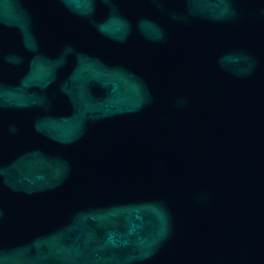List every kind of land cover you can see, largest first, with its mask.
<instances>
[{
	"label": "water",
	"instance_id": "1",
	"mask_svg": "<svg viewBox=\"0 0 264 264\" xmlns=\"http://www.w3.org/2000/svg\"><path fill=\"white\" fill-rule=\"evenodd\" d=\"M0 264H264V0H0Z\"/></svg>",
	"mask_w": 264,
	"mask_h": 264
}]
</instances>
